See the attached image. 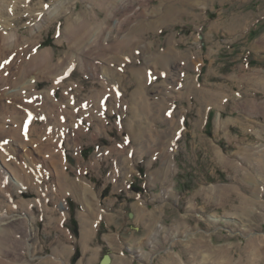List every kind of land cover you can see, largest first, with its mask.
Returning <instances> with one entry per match:
<instances>
[{
  "label": "rangeland",
  "instance_id": "rangeland-1",
  "mask_svg": "<svg viewBox=\"0 0 264 264\" xmlns=\"http://www.w3.org/2000/svg\"><path fill=\"white\" fill-rule=\"evenodd\" d=\"M68 19L112 34L118 53L94 45L84 59L93 67L68 65L59 78L76 87L53 89L49 69L59 61L65 68L70 52L83 58L63 37ZM42 21L35 50L49 60L25 79L35 93L28 115L18 95L0 99V111L11 110L0 119V148L14 144L5 133L19 110L27 121L36 117L32 133L27 121L18 126L35 148L41 128L56 134L61 126L54 150L73 182L63 194L44 156L33 168L19 157L21 146L14 158L7 152L35 178L20 189L1 167L0 223H8L0 226V264H264V0H0V31L27 37ZM130 28L132 45L119 49ZM106 85L114 92L109 109L98 102L81 109ZM65 91L71 99L61 111H43L45 92L59 103ZM90 207L93 229L84 239L80 214Z\"/></svg>",
  "mask_w": 264,
  "mask_h": 264
},
{
  "label": "bare ground",
  "instance_id": "bare-ground-1",
  "mask_svg": "<svg viewBox=\"0 0 264 264\" xmlns=\"http://www.w3.org/2000/svg\"><path fill=\"white\" fill-rule=\"evenodd\" d=\"M54 12H56V11H51L50 13H48V15H52L49 18L53 19V18L56 17V16H53L54 15ZM44 22L45 21H42L37 26H34V27L29 28V30H28V36L27 37H25L23 35H20V33L17 32L16 30H13V31H8V30L7 31H4V30L3 31H0V99L1 98H6L8 96H16V95H18L21 98V100L25 101V105L22 108V110H23L22 112L25 113L26 115H28L27 114V111L30 110V112H31L32 107H33V105H32L33 103L30 105L29 103H27L26 100L30 99V98H28L30 96H35V93H33V91H32L33 90V87H34V85L32 84L33 81H31V82L29 81L30 84H32V85L28 86L27 85L28 82L25 79H27L30 75H32L33 72H34V75H35V72H36L35 71V67H37L38 64H41V62H44L46 64V62L49 60V58H48L49 52H40V51H36L35 50V47H36L35 46V34L37 32H40L45 27L44 26L45 25ZM130 30H131V28L125 31L126 35L129 36V37L125 38L123 40L122 44H119V49H120V47L121 48L124 47L125 49H129L130 46L132 45L130 43V40H131L130 37L133 38V36L131 35V31ZM99 31L100 30H98V32ZM102 35H104L105 38H104V36L102 37ZM109 36H110V38H107ZM63 37L69 43V50L71 51V50H74L75 49L77 51L76 53L81 54L83 56V58H81L78 55L74 56L70 52V59L68 60L67 65L65 66V68L63 66L64 62L59 61L58 65H56V67L54 68V70L53 69H49V71H50L49 74H52L53 76H56L53 79L54 80L53 82L55 83V85L52 86L53 89L58 88L57 85L61 87L62 85L64 86L66 84L67 85L71 84V86H72V84H74L71 81L68 82V80H66V79H65V81L59 79L61 77V75L63 74V72H65L68 69V67H67L68 65L70 67H72V69L73 68H77V69H81V70L84 69L85 66H86V68H88L89 66L93 67V65H89V63L88 64L84 63V59L88 56V52L90 51V49L91 50L94 49V45L97 44V46H99V43H100V44H102L101 47H103V50L105 52L107 51L109 53H114L116 51L118 53V51H117L118 50V44H117L116 40L114 42V37L112 36V34H107V35H105V34H100V35L99 34H96L95 31H93L92 29H89L88 26L85 25V23H83V22H81L79 20H73L72 21L71 19H68L67 24H66V27L63 30ZM112 37H113V39H112ZM100 38H104V40H106L107 46L106 45L103 46V42H100ZM86 46H88V47L83 49V47H86ZM42 67L43 68H41V69L38 70L39 73L40 72L41 73H44L45 72V71L43 72V70L45 69L44 68L45 66H42ZM95 70L97 71L99 69L96 68ZM96 71L94 72V74H96ZM132 72H134V71H132ZM92 73H91V75H93ZM144 73H145L144 70H141L139 72L138 71L136 72V74L139 76V79H141L140 81L143 80L142 74L145 76ZM65 76H66V74H65ZM113 76H115V75H113ZM39 78H40V76H39ZM38 80L39 79L36 77L35 78V81H34L35 86H36V83L38 82ZM18 81H20V82H18ZM10 82L11 83L12 82H14V83H16V82L22 83L23 82V86L21 88H19V89L17 87L15 89L9 91L8 87L10 85ZM25 85H27L28 87L25 86ZM15 86H18L17 83H16ZM110 86H112V85H106V88H105L104 91H100V92H97V93L95 91L96 94H93V96H91V98H89V97L86 98L88 100L87 102H85L83 104L80 103L81 104V109L84 108L82 106L88 107L92 102L93 103H97L98 102L97 103L99 105L98 107L102 106V107H104L106 109H109L110 106L108 105V99L112 103V101H113L112 98H113V93H114L110 89ZM68 87H70V86H68ZM75 87H76V85L74 84L73 88H75ZM24 88H25L26 91H24ZM22 91L27 92L28 95L23 96V94L21 93ZM45 93H46L47 101L43 104V111L47 112V110H48L49 115L51 117H52V115L55 116L56 113H58L59 111L62 110V109L60 110V108L62 107L61 106L62 103H64L68 99H71V95L68 93V91H65V92L62 93L63 97H62L61 100H58L59 103H57V101H56L57 98L55 97V94L52 95L50 92H45ZM139 93H140V95L144 96V94L146 92H144V89H143V92H142V90H139ZM114 95L116 96V100L118 102V99H119V97H117L118 93H115ZM36 97H38V96H36ZM141 105H142L143 108L146 107L144 103L143 104L141 103ZM6 106L7 105H5V104L2 105V111H0V119H4V118L10 116V114H11V110L8 111L7 109H9V108H8V106L7 107ZM35 107L36 106H34V108ZM56 107L58 109H56ZM18 108H16V109H18ZM102 111H104V110H102ZM18 112L19 113H17V115H14L15 116L14 118L12 117L15 127L14 128H11V129H8L7 132L5 133L6 134L5 136H9L10 135V137L14 138L13 143L14 144L16 143V144L14 145L12 143H9L5 147L0 148V170H1V167L3 165L5 166V164H6L8 166V164H9L10 165V166H8L9 168L7 166H5V167L13 175L12 176V179L10 181H11V183H13L15 186L19 187L20 189H23L22 188V180L23 179H29V178L32 179V178H35V174H32V175L31 174H26V170H25V169H27L26 166H24V165L19 166L20 163L17 162V161H14V163L12 161H9L8 162V159H7L8 154H7V152L10 153V154L12 153L13 154L12 157L14 158L15 155H19L20 154L19 153V148L21 146L22 149L24 150V153H21V155H19V157H22L23 156L22 157L23 158L22 160H24V158L27 157L28 160H29L28 161V164L31 165V166H33V168L35 167V164H39V165L41 164V168L43 166L42 165L43 162L40 161V160H38L36 158L37 155L44 156L46 158L45 161H44V163L47 164V165L53 166L54 167V170H56V175H57V177L59 179L57 182H58V186L60 188V191L63 194H68L69 191H70V188L72 187L71 184H72L73 181H71L69 179L70 177L66 174V171H65V163H64L65 161H64V158H62L61 152H59V150H57V151L54 150V147L56 149L58 148L56 146L58 144H55V143H57L55 141L59 137L60 138L61 137H64L63 134L66 131L62 132V130L60 129L61 128V126H60V128H58V131L57 132L55 130L56 134H54L52 131L49 132L48 130H50V129H48V128H47L48 130L47 129L44 130V127L41 128V130L39 132L41 135H38L39 137L37 139H35V141L37 143L39 142V144L35 148V142L31 138V135L29 134V137H28V138H30V140L27 141L26 139H24V135L23 136L21 135V129L22 128L19 129L18 126L20 125L19 123H21L23 125H26L27 123H30V124H28L30 130L28 129L29 131L28 130H26V131H28V133L29 132L32 133L33 131H35V120H36V117L33 116V115H31L30 117H31L32 120L27 121L26 119H24L26 115L22 114L20 110ZM63 114H64L65 120H66V117H67L66 112H64ZM100 114H101V112H100ZM39 115L40 114L37 113V116H39ZM95 115H96V113H95ZM61 116H62V114L61 115L59 114V116L57 117V119L55 121H56V123H60L61 125H64L65 120L62 121ZM34 117H35V120H34ZM90 119H92V117ZM47 120H49V119L47 117H45V120H44L45 125H47V124L49 125L50 124V121L48 122ZM25 121H27V123ZM72 121H73V119H72ZM133 122H139V121L131 120V125L133 124ZM51 124L53 125V123H51ZM30 125H31V127H30ZM0 126H2V125L0 124ZM26 126H24V127H26ZM27 128H25V129H27ZM0 130L3 131V128L0 129ZM83 130L84 129L81 128L80 132H83ZM71 134H72V136L70 137V139L73 141V143L74 144L78 143L79 142V139H78L79 138V133L77 131L76 132L72 131ZM81 135H82V133H81ZM43 138L45 140H43ZM46 140L49 142L48 143V145H49L48 147L47 146L44 147L42 145V142L43 141H46ZM17 143H19L20 145L18 144V146H17ZM67 143L70 144L71 142L68 141ZM3 149H5V150H3ZM0 175H1V172H0ZM36 186H37V184H36ZM84 196H86V195H84ZM61 204H62L61 206L63 208H65V202H63ZM26 207H28V206H26ZM93 213H94V209H92L90 207V208H87V209L83 210V212H81V214H80V218H81V221H82V230L81 231H82V237L84 239H89L91 237L90 236L91 235L90 234V230L93 229V222H92V220H93ZM10 219H12V217L11 218L10 217H7V219L4 220V221H9ZM63 219L64 218L62 217V220ZM7 223L8 222H6V223H3L2 222V223H0V226L5 225Z\"/></svg>",
  "mask_w": 264,
  "mask_h": 264
}]
</instances>
